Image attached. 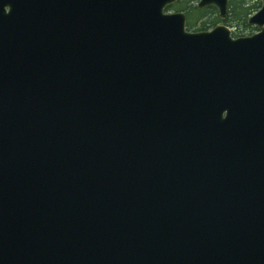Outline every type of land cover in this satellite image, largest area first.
I'll return each mask as SVG.
<instances>
[{
  "label": "water",
  "instance_id": "water-1",
  "mask_svg": "<svg viewBox=\"0 0 264 264\" xmlns=\"http://www.w3.org/2000/svg\"><path fill=\"white\" fill-rule=\"evenodd\" d=\"M176 1L0 0V264H264V0Z\"/></svg>",
  "mask_w": 264,
  "mask_h": 264
},
{
  "label": "trees",
  "instance_id": "trees-1",
  "mask_svg": "<svg viewBox=\"0 0 264 264\" xmlns=\"http://www.w3.org/2000/svg\"><path fill=\"white\" fill-rule=\"evenodd\" d=\"M196 0H178L168 9L176 8L184 11L188 16L187 28L192 29L193 25L200 24L199 29H208L218 22H224L232 27L233 35H247L258 28L248 23V17L259 9L261 0L251 3L248 0H230L229 10L226 19L222 20L215 6L199 8ZM186 2V3H185ZM185 6H184V4Z\"/></svg>",
  "mask_w": 264,
  "mask_h": 264
},
{
  "label": "rangeland",
  "instance_id": "rangeland-1",
  "mask_svg": "<svg viewBox=\"0 0 264 264\" xmlns=\"http://www.w3.org/2000/svg\"><path fill=\"white\" fill-rule=\"evenodd\" d=\"M199 0H196L195 2L197 3ZM248 1H250L251 3H254V2H257L258 0H248ZM186 3V2H185ZM184 4V3H183ZM184 6H185V4H184ZM177 10H180V9H176L175 7L174 8H171V10L170 11H177ZM254 13V12H253ZM189 19V18H188ZM220 23H223V22H218V23H216V24H220ZM215 24V25H216ZM214 25V26H215ZM213 27V26H212ZM231 27V26H230ZM200 28V24H195V25H193V27H192V29L191 30H193V31H197V30H201V29H199ZM211 28V27H210ZM232 28V27H231ZM209 29V28H208ZM233 29H232V34H233ZM257 31V30H256ZM256 31H254V32H256ZM247 35H249V34H247ZM240 36H242V35H240Z\"/></svg>",
  "mask_w": 264,
  "mask_h": 264
},
{
  "label": "flooded vegetation",
  "instance_id": "flooded-vegetation-1",
  "mask_svg": "<svg viewBox=\"0 0 264 264\" xmlns=\"http://www.w3.org/2000/svg\"><path fill=\"white\" fill-rule=\"evenodd\" d=\"M197 3H198V2H197ZM197 3H196V4H197ZM187 18H188V16H187ZM250 25H251V24H250ZM252 26H254V25H252ZM254 31H255V30H254ZM254 31H253V32H254Z\"/></svg>",
  "mask_w": 264,
  "mask_h": 264
}]
</instances>
